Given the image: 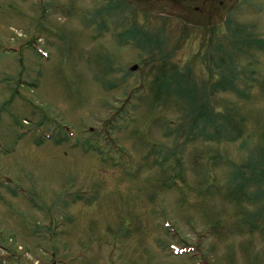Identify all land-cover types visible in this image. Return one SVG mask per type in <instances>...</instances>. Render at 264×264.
<instances>
[{"label":"rangeland","instance_id":"1","mask_svg":"<svg viewBox=\"0 0 264 264\" xmlns=\"http://www.w3.org/2000/svg\"><path fill=\"white\" fill-rule=\"evenodd\" d=\"M221 1L0 0V264H264V0Z\"/></svg>","mask_w":264,"mask_h":264},{"label":"trees","instance_id":"2","mask_svg":"<svg viewBox=\"0 0 264 264\" xmlns=\"http://www.w3.org/2000/svg\"><path fill=\"white\" fill-rule=\"evenodd\" d=\"M172 87L173 88H182V86L180 85V75H179V73L175 72L173 75H171V74L169 75V82L167 81V82H165L163 84V87L161 86V88L155 94L154 99L157 100V99H160L162 96H167L169 94V92H170V89H173ZM178 92H180V94L183 95V91H178ZM195 125H196V123H195Z\"/></svg>","mask_w":264,"mask_h":264},{"label":"flooded vegetation","instance_id":"3","mask_svg":"<svg viewBox=\"0 0 264 264\" xmlns=\"http://www.w3.org/2000/svg\"><path fill=\"white\" fill-rule=\"evenodd\" d=\"M184 1H185V0H184ZM195 1H198V2H199V0H195ZM175 2H177V0H175ZM197 8H198V7H194L195 10H197ZM191 9H192V8L189 7V4H188V5H185V6H184V10H183V11L185 12V14H188V12H189ZM184 12H183V13H184Z\"/></svg>","mask_w":264,"mask_h":264}]
</instances>
